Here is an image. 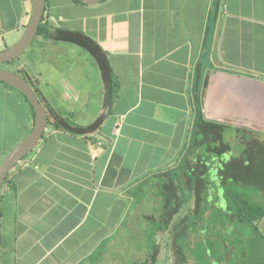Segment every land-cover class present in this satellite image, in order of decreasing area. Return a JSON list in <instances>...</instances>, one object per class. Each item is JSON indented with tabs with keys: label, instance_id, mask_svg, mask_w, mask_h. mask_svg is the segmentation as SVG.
<instances>
[{
	"label": "crops",
	"instance_id": "0c3cea01",
	"mask_svg": "<svg viewBox=\"0 0 264 264\" xmlns=\"http://www.w3.org/2000/svg\"><path fill=\"white\" fill-rule=\"evenodd\" d=\"M31 10L32 0H0V51L20 37ZM46 17L52 27L82 31L99 44L118 89L99 129L74 134L47 126L37 147L10 170L0 191V264H131L120 260L128 250L112 247L129 241L122 227L134 217L146 220L160 208L153 195L162 173L186 140L192 146L198 75L202 117L224 125L222 141L230 147L205 155L208 199L216 201L203 204L188 240L195 244L204 226H221L230 237L221 240L225 251L217 264L264 256V216L258 233L250 231V240L259 241L254 250L245 244L248 237L232 239L231 221L223 217L224 191L214 178L233 157H251L253 170L262 169L264 0H47ZM35 42L16 69L47 108L70 115L77 126L102 116L107 89L96 60V70L85 69L89 59L82 47L41 35ZM33 123L28 101L0 82V163ZM199 152L189 150L192 162ZM146 201H153L152 212L135 213ZM194 207L192 201L183 207L178 225ZM145 256L138 264H150L149 249ZM160 258L195 264L165 248L155 264Z\"/></svg>",
	"mask_w": 264,
	"mask_h": 264
},
{
	"label": "trees",
	"instance_id": "16d2710c",
	"mask_svg": "<svg viewBox=\"0 0 264 264\" xmlns=\"http://www.w3.org/2000/svg\"><path fill=\"white\" fill-rule=\"evenodd\" d=\"M74 1L83 3L80 0ZM39 35L55 41L73 43L88 51L100 67L107 89L105 102L108 105L113 102L116 90L118 89V82L114 77L107 54L99 44L82 31L52 27L47 20L46 14L39 25L36 36ZM14 62L15 60H12L7 63ZM19 74L29 81L24 74ZM201 86L202 81L198 75L193 92L197 114L193 129L192 146L189 147V141L186 140L179 157L175 158L172 167H169L162 173L163 181L159 179L161 186L158 188V194L153 195L160 202V208L155 209L150 215H145L146 220L153 226L152 231L147 233L148 240L150 241V246L148 247L150 251V264H155L158 253L165 247L166 250H171L177 256H181V259H186L180 238H188L190 224L201 218V214L204 212L203 204L216 201H209L208 199V191L211 184L208 178L210 162L205 159V155H219L230 146L222 141L224 125L206 122L202 117L200 108ZM38 98L42 101L39 96ZM29 106L32 108L30 104ZM47 112V126L55 130L70 131L74 134L93 132L100 128L104 120V115H102L86 126H77L71 121L70 115L61 116L52 109H47ZM217 142L220 144H216ZM195 148L200 150V152L198 153L196 162H192L189 157V150ZM244 157H233L226 162H222L216 180L221 183L224 191L223 197L227 207L223 211V217L231 221L232 239L237 240L238 236L240 238L241 236L242 238L248 237L245 244L251 250H254L259 241L257 239L255 241L250 240L249 235L250 231L254 234L258 233V223L264 216V160L261 161L262 169L256 172L253 170L251 157ZM8 178L9 174L4 181L3 187L7 183ZM253 192L263 195V199L253 195ZM144 196L141 195V197ZM191 201L195 207L191 212L189 211L190 214H185V218L183 217L181 223L178 225L177 221L180 218L181 210L183 207H187ZM235 243L236 241H234L233 245L237 249L238 246ZM257 260L255 261L250 257L248 258V264H264V256L259 257Z\"/></svg>",
	"mask_w": 264,
	"mask_h": 264
},
{
	"label": "water",
	"instance_id": "95a60500",
	"mask_svg": "<svg viewBox=\"0 0 264 264\" xmlns=\"http://www.w3.org/2000/svg\"><path fill=\"white\" fill-rule=\"evenodd\" d=\"M86 4H95L101 0H80ZM46 14V0H32V10L29 21L20 37L9 47L0 51V64L18 58L33 42L39 25ZM0 82L19 91L29 102L34 111V123L30 133L13 147L0 163V191L10 170L28 156L40 143L47 128V106L39 100L34 87L17 72L0 68ZM105 111L109 105L104 103Z\"/></svg>",
	"mask_w": 264,
	"mask_h": 264
},
{
	"label": "rangeland",
	"instance_id": "374dc122",
	"mask_svg": "<svg viewBox=\"0 0 264 264\" xmlns=\"http://www.w3.org/2000/svg\"><path fill=\"white\" fill-rule=\"evenodd\" d=\"M36 39H37V36L35 37L33 42L30 44L31 46L30 49H32L34 43H36L35 42ZM27 49L21 54L22 56L20 55L18 58L14 59L15 60L14 63H7V62L2 63L0 64V68L11 70L14 72L17 71L23 74L21 71L16 69V62L18 61V59L23 58L28 55V52L30 49L29 50ZM83 51L86 57L89 59L83 62L85 69H88L91 65L96 70V62H95L94 57L91 54H89L88 51L86 52L84 48H83ZM89 78L91 79V77ZM212 174H215V172H213ZM214 178H216V176H214ZM151 204H153V201L144 202L143 205H141V209L136 210L135 213H138V212H142L146 214L151 213L152 212L151 207L153 206ZM220 213L221 211H215L214 214L218 215ZM152 228L153 226L151 225V223L148 220H145L140 216L134 217L133 224L131 226L122 227V230L124 231V233L122 231L121 232L123 234H127L130 236L129 241L115 242L114 244H116V246L112 247V248H116L117 250H128L126 256L125 257L123 256L120 260L126 261L131 264L132 262L134 264V261H136L137 264L140 261H144L148 256V255L145 256V254L146 252H148V249H149L148 247L150 246L149 245L150 241L146 239L145 235L149 233V231L151 232ZM203 228H204V231L206 230L208 232L204 233V231L202 230L201 232H203V235L199 237V239L196 240L195 244L190 243L188 238L187 239L180 238V243L183 246V251L185 253L186 258L189 259L190 261H194L195 264H209L210 258H208L207 255H210V256L212 255V257L214 258V262L212 263L217 264L220 258L223 257V254L225 251V249L223 248L222 239L224 238L228 239L229 237L224 236L223 233L221 234L220 232L221 226L211 225L209 227L204 226ZM118 234L120 233L118 232ZM235 244L237 245L238 243L236 242ZM103 245L104 243H102L101 249L104 247ZM236 256L237 255H235L234 260H237ZM165 260L163 258H160L158 260V264H164L163 261L165 262V264H167Z\"/></svg>",
	"mask_w": 264,
	"mask_h": 264
}]
</instances>
